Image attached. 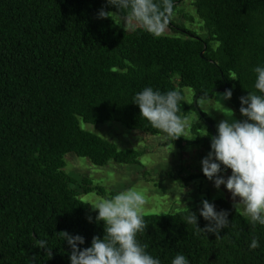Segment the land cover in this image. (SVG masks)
Here are the masks:
<instances>
[{
    "label": "trees",
    "instance_id": "16d2710c",
    "mask_svg": "<svg viewBox=\"0 0 264 264\" xmlns=\"http://www.w3.org/2000/svg\"><path fill=\"white\" fill-rule=\"evenodd\" d=\"M184 1L173 0L174 13ZM193 6L206 38L173 17L168 28L174 35L154 37L139 27L125 32L115 18L98 17L101 9L118 11L107 0H0V264H71V247L58 232L84 237L81 249L103 238L98 212L70 188L64 157L74 153L103 167L110 161L138 165L139 154L120 151L81 122L167 136L133 103L145 87L162 93L187 87L195 102L231 89L228 101L238 113L240 97L260 94L254 69L264 67V0H194ZM194 109L209 125V135L197 140L209 153L217 134L210 118L184 101L178 114ZM93 189L89 183L85 192ZM210 203L229 213L219 239L184 222L192 211L200 228L209 224L201 204L144 216L148 226L138 242L161 264L177 254L190 264H264V226L252 227L225 199ZM253 238L259 247L250 250ZM37 239L47 241L52 256L35 247Z\"/></svg>",
    "mask_w": 264,
    "mask_h": 264
},
{
    "label": "clouds",
    "instance_id": "9594fccd",
    "mask_svg": "<svg viewBox=\"0 0 264 264\" xmlns=\"http://www.w3.org/2000/svg\"><path fill=\"white\" fill-rule=\"evenodd\" d=\"M107 3L118 11L101 9L99 18L114 21L116 14L123 12L120 24L125 32L139 27L154 37L165 33L174 14L173 0H107ZM254 71L257 74L255 88L260 94L249 93L240 97L239 111L246 119H232L234 111L216 100L223 106L224 111L221 112L227 119L217 125V134L211 137V151L202 160L203 174L214 181L217 189L221 185L226 186L236 214L246 217L252 227L257 224L264 226V67H255ZM231 79L235 80L234 77ZM232 94V90L228 89L221 99L230 100ZM181 101L188 103L179 89L162 93L145 87L135 95L133 103L139 106L140 117L154 129L174 140L181 136L192 140L196 136L189 134L188 117L178 114ZM209 101L210 97L201 96L197 101L199 108L205 112ZM207 135L208 132L202 136ZM227 169L231 170V175L225 179L220 173ZM146 203L144 193L137 188L119 192L110 199L87 203L98 211L95 220L103 222L105 234L102 239L95 236L90 247L81 249L78 245L85 243L84 237L70 235L67 231L58 232L71 247V264H161L158 258L146 251L147 245L137 240V234L144 232L148 226L144 220ZM202 205L200 215L209 222L205 228L198 226L197 215L191 210V214L184 217V222L195 224L198 230L205 233H215L219 239L221 229L228 228L230 224L229 213L218 212L207 199L202 201ZM92 219L88 217L89 222ZM35 247L47 249V255L52 256L46 240L37 239ZM249 247L250 250L258 248V239L253 238ZM171 264L190 262L183 254H177Z\"/></svg>",
    "mask_w": 264,
    "mask_h": 264
},
{
    "label": "rangeland",
    "instance_id": "374dc122",
    "mask_svg": "<svg viewBox=\"0 0 264 264\" xmlns=\"http://www.w3.org/2000/svg\"><path fill=\"white\" fill-rule=\"evenodd\" d=\"M194 0H185L175 11L173 21L187 30H192L198 36L206 38L207 30L196 16L193 6ZM119 26H122V17H114ZM138 28V27H137ZM163 35H174L167 27ZM216 47V43H213ZM186 97L187 106H197L195 93L192 89L181 88ZM224 91L216 92L205 106V112L213 122L217 131V125L227 119L224 108L234 111L232 119L244 120L241 113L235 111L228 100L221 99ZM219 94V95H216ZM216 100H219V104ZM189 119V134L196 136L188 140L181 136L179 139L185 142H173L168 136L151 135L142 131L129 130L115 122L102 124H87L81 122V128L93 133L104 140L114 144L120 151L134 150L139 154L138 165H128L110 161L106 166L93 165L87 158L78 157L74 153H68L64 157V172L74 181L70 188L78 194V198L85 203L91 211H94L89 202L101 199H110L115 194L130 188L141 190L147 200L144 207V216L175 214L181 211L195 208L202 204L204 199L209 202L215 199H225L233 205L231 193L225 185L219 189L214 181L202 178V160L208 156V151L198 139L206 138L209 125L203 121L197 110H190L186 115ZM196 127L197 130L193 131ZM188 142H191L188 144ZM195 142V143H194ZM231 173H224L226 179ZM94 188L91 192H85L88 184ZM98 212V211H95Z\"/></svg>",
    "mask_w": 264,
    "mask_h": 264
},
{
    "label": "water",
    "instance_id": "95a60500",
    "mask_svg": "<svg viewBox=\"0 0 264 264\" xmlns=\"http://www.w3.org/2000/svg\"><path fill=\"white\" fill-rule=\"evenodd\" d=\"M225 91V90H224Z\"/></svg>",
    "mask_w": 264,
    "mask_h": 264
}]
</instances>
